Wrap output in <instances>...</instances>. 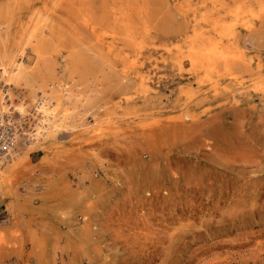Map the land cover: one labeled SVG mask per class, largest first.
Returning a JSON list of instances; mask_svg holds the SVG:
<instances>
[{"label":"rangeland","instance_id":"obj_1","mask_svg":"<svg viewBox=\"0 0 264 264\" xmlns=\"http://www.w3.org/2000/svg\"><path fill=\"white\" fill-rule=\"evenodd\" d=\"M41 1L0 0L15 9L14 37L46 9ZM91 2L97 33L76 9L47 11L66 38L61 66H76L71 83L82 82L110 122L85 141L68 132L35 148L4 183L0 264H264V32L247 43L254 59L242 71L245 86L227 76L201 83L205 71L190 73L187 58L181 67L175 55L188 25L177 1L149 0L150 15L138 18L152 25L143 85L122 72L138 54L133 44L119 40L111 52L108 35L98 41L118 28L104 0ZM13 117L32 129V115Z\"/></svg>","mask_w":264,"mask_h":264},{"label":"bare ground","instance_id":"obj_2","mask_svg":"<svg viewBox=\"0 0 264 264\" xmlns=\"http://www.w3.org/2000/svg\"><path fill=\"white\" fill-rule=\"evenodd\" d=\"M14 1L17 6L21 1L33 2ZM176 1L178 13L189 25L180 27L174 42L175 55L181 67L183 59L187 58L191 64L190 73L205 71L206 79L201 77V83L227 76L241 87L245 86L246 75L242 71L249 70L254 59L247 54V43L254 42L258 34L263 36L264 0ZM46 2V9L34 12L33 23L25 25L18 38L12 32L15 9L0 7V85L3 87L0 89V134L8 143L7 152L0 153V192L5 182L12 183L13 172L23 165L35 148L57 143L62 134L68 132L84 135H77L74 141L86 140L88 135L103 133L110 122V119L99 116L100 107L91 92L79 88L82 82L71 83L77 73L76 66H61V46L66 38H61L64 34L58 35L51 12L48 14L50 4V7L61 5L76 9L83 25L97 33L101 30L100 22L95 19L91 0ZM104 3L114 15L118 30L105 29L98 34V41L104 44L108 35L112 39L108 43L111 52L117 49L119 40L133 44L138 54L125 64L122 72L125 78L138 74L142 84L146 85L150 77L143 71L145 63H142L141 54L145 47L153 44V41H147L152 25L142 26L138 18L150 15L149 0H104ZM46 27H53L50 36L46 34ZM171 51L168 47L167 52ZM162 58L166 60V53ZM262 83L257 88L264 92V81ZM143 91H150L149 86ZM216 91L219 93V86H216ZM124 94L127 102L134 98L133 92L127 90ZM15 112L22 116L32 115L31 130H21L24 126L15 124ZM185 116L190 117V113Z\"/></svg>","mask_w":264,"mask_h":264},{"label":"built area","instance_id":"obj_3","mask_svg":"<svg viewBox=\"0 0 264 264\" xmlns=\"http://www.w3.org/2000/svg\"><path fill=\"white\" fill-rule=\"evenodd\" d=\"M8 149V143L6 140H3V137L0 134V153H6Z\"/></svg>","mask_w":264,"mask_h":264}]
</instances>
